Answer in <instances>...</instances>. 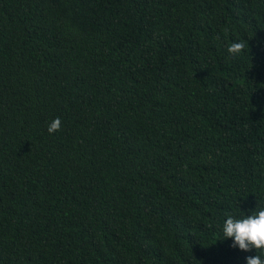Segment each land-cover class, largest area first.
<instances>
[{
  "label": "trees",
  "instance_id": "trees-1",
  "mask_svg": "<svg viewBox=\"0 0 264 264\" xmlns=\"http://www.w3.org/2000/svg\"><path fill=\"white\" fill-rule=\"evenodd\" d=\"M261 207L264 0H0V264H244Z\"/></svg>",
  "mask_w": 264,
  "mask_h": 264
},
{
  "label": "clouds",
  "instance_id": "clouds-1",
  "mask_svg": "<svg viewBox=\"0 0 264 264\" xmlns=\"http://www.w3.org/2000/svg\"><path fill=\"white\" fill-rule=\"evenodd\" d=\"M240 47L239 43H233L229 51L238 50ZM222 233L224 241L229 242V247L244 253L255 250V255L244 257V264H264V259L257 254V250L264 253V207L254 214L241 215L238 218L226 217Z\"/></svg>",
  "mask_w": 264,
  "mask_h": 264
}]
</instances>
